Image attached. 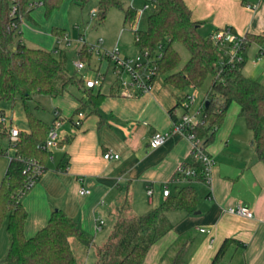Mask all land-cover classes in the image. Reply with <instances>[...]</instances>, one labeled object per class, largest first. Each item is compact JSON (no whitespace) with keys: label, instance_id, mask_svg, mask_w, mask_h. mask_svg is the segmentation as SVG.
<instances>
[{"label":"crops","instance_id":"crops-1","mask_svg":"<svg viewBox=\"0 0 264 264\" xmlns=\"http://www.w3.org/2000/svg\"><path fill=\"white\" fill-rule=\"evenodd\" d=\"M185 1L193 20L202 23L200 31L205 29L206 35L201 33L206 37L225 27H231L239 37L247 33L264 37V0ZM251 4L256 8L247 7ZM243 73L264 83V45L253 44L248 49ZM189 89L183 92L159 81L148 93L136 96L102 90L106 97L99 112L85 116L79 128L71 122L81 106L78 98L73 100L67 116L56 108L67 119L64 125L68 123L75 129L61 132L59 156L56 159L52 153L53 162L22 199L28 213L25 236H34L47 225L53 210L62 209L92 238L94 245L101 236L97 222L104 220L103 229L112 223V230L116 207L126 193L132 211L142 215L165 200V186L173 194L178 187L193 185L199 196L200 213L170 212L168 218L174 228L150 248L144 264H161L179 236L189 234L194 238L189 264H211L228 238L239 243L228 247L222 264H264V163L256 157L253 134L239 116V105H230L207 148L215 160L210 184L176 180L178 167L190 161L191 143L183 135L173 134L157 149L149 145L155 132L171 129L173 118L169 112L189 94ZM202 105L203 98L194 106L198 120ZM178 108L175 116L186 112L183 107V111ZM107 152L118 154L119 158L107 160ZM66 163V169L59 170ZM149 188L153 190L152 199L147 193ZM82 189L90 193L81 195ZM236 206L248 207L254 216L246 218L227 211Z\"/></svg>","mask_w":264,"mask_h":264},{"label":"trees","instance_id":"trees-1","mask_svg":"<svg viewBox=\"0 0 264 264\" xmlns=\"http://www.w3.org/2000/svg\"><path fill=\"white\" fill-rule=\"evenodd\" d=\"M42 1L46 16L59 9L65 0H0V103L24 104L29 126L23 132L18 144L16 157L11 159L0 184V228L7 222L8 248L0 260L1 264H80L73 248V241L90 248L93 240L85 234L62 209L52 211L45 227L34 236H25L28 213L22 203L27 188V176L23 173L26 161L36 159L47 171L52 151L43 149L52 124L28 110V102L36 94L57 98L69 93L72 87L82 92L78 100L81 106L75 115L83 112L86 116L99 112V106L106 94L99 87L86 88L85 79L71 75L67 69L66 52L60 48L48 51L28 47L23 40L16 42V31L24 19H32L31 13L38 7L31 3ZM81 7L90 0H72ZM151 13L145 30L134 29L135 45L143 54L152 59L153 80L158 74L164 75V82L183 92L189 88L203 91V105L199 121L187 129L201 139L208 148L215 138L217 129L224 122L232 103L240 107L239 116L253 134L256 157L264 163V83L243 73L248 49L257 44L264 45V37L247 33L241 47L243 60L228 64L222 60V50L211 36H204L201 22L193 20L192 10L185 0H148ZM15 8V12L13 10ZM121 9L124 23L132 27L138 12L132 6L123 7L120 0H97L99 24L104 23L108 12ZM53 33L59 42L64 31L58 28ZM177 45L183 46L190 54L189 60L181 67L182 55ZM80 52L81 60L90 65L92 52ZM221 71V74H219ZM112 94H120V86L112 87ZM141 95V94H138ZM185 97L183 98V100ZM170 110L173 119L175 110ZM55 112H58L56 110ZM72 119V118H71ZM62 141L59 142V145ZM58 145V146H59ZM67 163L60 166L65 170ZM187 170L194 169L195 177L176 174V180L204 181L201 162H185ZM41 178V177H40ZM199 196L193 185L178 187L176 192L138 215L132 211L131 200L126 193L116 207L115 223L106 241L96 250L94 264H144L150 248L174 226L168 218L170 212L194 215L199 211ZM234 238L226 239L211 264H222L224 255L231 244H238ZM194 238L189 234L179 236L161 261V264H189ZM173 256L168 259L169 253ZM168 259V261H167Z\"/></svg>","mask_w":264,"mask_h":264},{"label":"rangeland","instance_id":"rangeland-1","mask_svg":"<svg viewBox=\"0 0 264 264\" xmlns=\"http://www.w3.org/2000/svg\"><path fill=\"white\" fill-rule=\"evenodd\" d=\"M120 1L123 3L124 8L132 6L137 10V27H132L130 24L124 23V13L121 9H111L107 14L105 22L99 24L98 17H93V13L97 12V0H90L84 7L79 6L72 0H65L61 7L52 12L50 16H46L45 8L42 6L33 10L31 13L32 19H24L19 24L16 31V42L23 40L28 47L45 49L48 51H53L55 48L64 50L67 56V69L69 74L83 77L85 80L100 77L103 79L100 88H102L104 92H109L116 83L121 79L128 80L129 76L127 73H122L118 76L115 71L114 61L108 58L104 54L105 52H112L118 48V56L120 59L135 60L137 57H140L141 61L147 62L148 60L135 45L134 29L145 30L147 28V19L151 13V8L147 10L143 9L144 5L149 4V2L148 0ZM142 10L143 12L140 15ZM54 28L61 29L65 33L59 42L53 33ZM201 32L206 35L205 29L202 28ZM100 39H103V44L101 47H97ZM84 46L85 52H92L90 48L94 47L90 65L85 63V68L81 71H77L75 65L77 62L81 61L80 52ZM95 47L100 50L99 54L96 52ZM177 50L182 55V67L189 60L190 54L181 45H177ZM229 50L230 48L228 45L222 47L223 61L227 58L225 52ZM100 54L103 55L102 60ZM159 81L164 82V75L158 74L154 80L153 86ZM98 88L99 87L96 89ZM188 93L196 96V101L191 109V114H194V106H197L204 92L190 88ZM80 96L83 97L82 92L75 87H72L69 93H65L57 98L36 94L33 99L28 102V110L47 124H51L55 118L56 108H61L63 114L67 116L72 108L71 105L73 104V100ZM0 107L14 116L16 125L20 130L25 132L29 131L26 109L21 100H18L15 104L1 102ZM178 109L183 111L182 106ZM71 129L75 128H72L70 124L67 123L60 131L67 132L71 131ZM2 147L4 151L9 149L6 140L2 141ZM59 152L60 149L54 147L52 149L53 157L57 159ZM14 155L15 152L13 149H9L6 154H0V184L10 162V157ZM50 162H53V160H50ZM29 192L24 194L22 199L25 198ZM111 227L112 223H108L104 229L99 231L104 239H101L100 236V239L96 240L95 244L90 248H86L73 241V248L80 264H94L96 261V250L103 244ZM8 243L7 222H5L0 228V260L4 258L7 252ZM172 256L173 251L169 253L168 259Z\"/></svg>","mask_w":264,"mask_h":264},{"label":"built area","instance_id":"built-area-1","mask_svg":"<svg viewBox=\"0 0 264 264\" xmlns=\"http://www.w3.org/2000/svg\"><path fill=\"white\" fill-rule=\"evenodd\" d=\"M43 6L42 1H37L30 4V7H41ZM250 9L256 8L255 4H251L247 6ZM150 8V3L144 5L143 10H147ZM143 10L141 11L140 15L142 14ZM15 12V8L13 13ZM97 15V12L93 13V17ZM138 25V16L137 20L134 23V26L137 27ZM133 26V27H134ZM136 29V28H135ZM212 40L216 45L222 50V47L229 45L230 51L225 52L227 54V61L228 64H233L235 62H241L243 57L241 55V47L244 40V37H239L233 34L231 27H225L218 31H216L212 36ZM103 44V39L98 41V46L101 47ZM96 48V47H95ZM90 50L93 52L94 47H91ZM99 51L96 48V52L99 54ZM108 58L114 61L115 64V71L120 76L122 73H127L129 78L128 80L121 79L118 84L120 86V93L126 96H136L138 94H145L151 91L154 80L153 76L155 74L154 68L152 67V59L144 54L145 57L148 58L147 62L141 61L140 57L137 59H120L119 58V50L116 48L112 52H105L104 53ZM101 60L103 55H101ZM77 71H81L85 68V62L79 61L76 63ZM221 74V71H219ZM102 81L100 77L95 79H87L85 80L86 88H97L102 86ZM196 101L195 95L187 94L185 99L182 102V107L186 110L184 114L181 116H176V119H173L172 127L169 131L166 132H155L149 141V145L153 149H157L163 146L173 134H180L186 137L191 143V153H190V161L193 162H201L204 165V169L202 171V176L204 177V182L207 184L211 183V170L215 164V160L210 155L207 150V147L203 144L202 140L197 138L194 133H190L187 129L193 125L198 123L197 115L191 114L189 111L192 109ZM85 114L83 112H79L75 115L74 118L71 119L72 124L74 127H81L83 124V120L85 119ZM56 120L51 126V129L48 132L46 142L43 146V149L52 151L54 147L59 145L61 141V129L67 121L64 119L60 113L55 112ZM25 131H22L16 125V120L14 116L7 112L6 110L0 107V154H6L9 149H13L15 152L14 156L10 157V160L16 157V152L18 151V144L21 140V135ZM6 140L9 145V149L6 151L3 150L2 141ZM104 158L109 159H118L119 155L114 154L112 152H107L104 154ZM26 167L23 173L27 176V188L32 189L36 183L39 181L40 177L44 174V167L41 165L36 159H31L26 161ZM186 174L188 177H195L197 175L196 170L191 169L187 170L185 168V163L181 164L176 174ZM90 192L86 189L81 190V195H87ZM147 193L152 199L153 190L149 188ZM170 190L167 186L164 187L163 195L168 197L170 195ZM231 214H236L241 217L252 218L254 216L253 212L246 206H236L231 207L227 210ZM105 222L104 220L100 219L97 222V231H101L103 229ZM203 233H209L207 229H201Z\"/></svg>","mask_w":264,"mask_h":264},{"label":"water","instance_id":"water-1","mask_svg":"<svg viewBox=\"0 0 264 264\" xmlns=\"http://www.w3.org/2000/svg\"><path fill=\"white\" fill-rule=\"evenodd\" d=\"M199 213H200V212L198 211V212L195 213V215H197V214H199Z\"/></svg>","mask_w":264,"mask_h":264}]
</instances>
